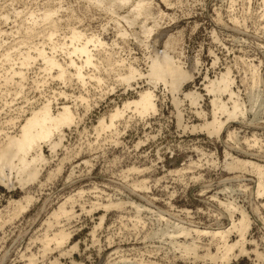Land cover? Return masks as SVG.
Listing matches in <instances>:
<instances>
[{
  "label": "rangeland",
  "instance_id": "1",
  "mask_svg": "<svg viewBox=\"0 0 264 264\" xmlns=\"http://www.w3.org/2000/svg\"><path fill=\"white\" fill-rule=\"evenodd\" d=\"M145 1L150 3L152 17L157 15L158 26L143 42L137 35L139 20L131 25L119 20L128 33L122 39L114 31L115 15L95 10L87 0H0V72L9 69L3 61L5 53L46 43L49 31L55 33L56 43L69 44L66 37L71 28L77 27L88 38L98 34L106 44L96 54L97 74L104 80L101 88L93 81L87 90L67 80H48L45 85L47 96H53L52 90L66 93L68 97L59 99V103L72 105L83 95L91 106L87 112L79 107L80 121L64 129L61 145L54 153L43 145L41 151L48 161L36 181L22 187L13 177L9 178L11 182L8 179L9 184L0 182V264H27L31 258L33 264H219L183 260L180 249L170 242V232L174 225L228 227L229 215L220 203L232 200L250 220L245 244L249 252L227 264H253L257 254L264 264V200L255 192L257 176L250 168L227 170L224 165L236 157L264 165L261 0ZM56 7L60 11L55 14V25L40 21L27 38L23 27L28 25L29 13ZM121 9L120 15H125L126 8ZM14 10L22 14L15 16ZM5 14L10 16L7 21L2 18ZM146 23L151 25L152 18ZM169 38L174 39L166 46ZM45 51L49 53L50 49L46 47ZM164 51L187 74L176 91L163 82L154 86L145 78L151 58ZM108 53L112 61L124 58L133 62L143 76L129 83L117 81V66L106 61ZM12 58L21 60L19 55ZM54 58L66 64L63 53L54 54ZM110 67L114 70L109 71ZM42 68L41 60L36 59L23 69L26 75L18 93L20 78L7 85L5 81L11 75L0 78V133L6 130L4 121L15 108H28L35 101L33 105H37L41 91L34 81L47 78ZM226 71L232 81L233 100L241 102L245 115L244 110L232 120L225 119L226 114L219 115L225 127L219 135H212L203 125L212 121L214 105L223 103L229 108L232 103L228 93L220 92L222 84H217L214 91L207 86ZM66 75L70 77L71 72ZM146 89L153 92L154 113L140 118L126 111L116 121V134L102 132L100 118H108L115 108L136 100ZM227 133H232L231 141ZM136 182L145 188L132 187ZM17 202L26 208L14 216ZM61 204L67 213L56 227L48 228L47 221L54 222L51 214ZM234 216L238 218L239 214ZM59 226L69 233L67 242L60 249H54L51 243V249L41 254L40 239L44 234L51 237ZM234 234L230 235L232 241L237 239ZM178 239L184 240L181 236ZM199 242L202 247L198 251L204 254L209 238L202 237ZM211 247L214 253L215 247Z\"/></svg>",
  "mask_w": 264,
  "mask_h": 264
},
{
  "label": "bare ground",
  "instance_id": "2",
  "mask_svg": "<svg viewBox=\"0 0 264 264\" xmlns=\"http://www.w3.org/2000/svg\"><path fill=\"white\" fill-rule=\"evenodd\" d=\"M130 1L131 0H87V3L90 7L98 10L99 12L115 15L116 26L114 27V31L116 35L122 39H125L128 36V33L120 26L119 20L124 21L128 25H131L136 20H139L140 31L137 33V35L140 34L144 39L143 42H145L146 38L158 26L156 20L158 17L157 15L154 18L152 17L153 13L151 12L150 3L148 1ZM164 1L166 2V0ZM260 5L262 7L261 17L264 18V0L260 1ZM124 7L126 8V13L125 15H120L119 9ZM59 11L60 7L43 9L41 12H37L36 14L34 11H31L29 13V18L26 19L28 21V25L23 27L27 38H31L30 36L33 31L39 27L38 24L40 21L42 23L48 22L52 23V25H55L54 17ZM14 13L15 16H20L22 14L21 11L19 12L17 10H14ZM160 14L161 13H159V15ZM2 18L7 21L9 20L10 16L5 14ZM151 18L152 23L151 25H148L146 21ZM48 34L49 38L46 43L42 42L40 44H29L24 49H22V51L17 50L13 51V53L7 52L4 54L3 61L9 65V69L5 70L4 72H0V78L4 79L5 77L11 75V77L5 81V85L13 82L14 78L16 77L20 78L21 81L17 82L16 84L18 85L19 89V91L16 90L17 93L22 91V80L26 75V72H24L23 69H28L31 63L36 59L41 60L43 66L42 71L45 72L47 78L41 82L36 80L34 81L36 87L40 88L39 91H41V96L39 97L37 105H33L36 103L35 101L32 102L28 108L21 106L17 107L15 108L14 114L9 116V119L4 121L6 130L1 131L0 133L2 136L0 141V182L2 183L9 184L8 179L10 177H13L21 187L29 182L32 183L33 181H36L42 165L48 161L41 151L43 145L47 146L51 153H54L55 149L61 145V141L65 134L64 129L70 128L71 126H76L80 121L79 107H82L85 112L90 109V101L83 95H79L77 98H75L72 102V105H67L65 102L59 103V99L68 97L64 91H59L56 93L52 90L53 96H47L44 90L48 80H59L64 83L67 80V82H74L80 89L83 90H87V87L91 81L94 82V85L97 88H101L104 83L101 75L97 74V61L99 60V56L96 54H98L99 48L104 49L106 44L101 40L98 34H93L91 38H88V36L82 33L77 27H73L68 33V36H65L70 42L69 44L65 43V41L63 43L54 42L53 37L55 33L53 31H49ZM173 39L169 38L166 42V46H170ZM143 44L146 45L145 43ZM46 47L50 49L49 53L45 51ZM58 52L63 53L65 56V65H62L54 58V54ZM17 55L21 57L19 62H15V59L12 58V56ZM106 61H110V66L113 64L115 67L117 66L116 69L118 72L115 74V76L119 82L129 83L130 80L134 79L136 76H143V74L133 62L127 61L124 58L114 59V61H112V54L108 53L106 55ZM90 69H92V73H89ZM108 70L111 71L114 70V68L110 67ZM67 71L71 72L70 77H67ZM120 71H123V73ZM254 72L256 71L254 70ZM256 76L254 75V78ZM186 77L187 74L184 70H182L181 64L177 62V60H173L172 57H169L164 51L160 55H154L151 58L150 64L148 65L147 76L145 78H147L149 83H152L154 86L158 82H163L165 85L169 86L171 91H176L180 87L181 82L186 79ZM255 79H253L254 81L252 80V82L258 81ZM252 82L251 86H253ZM217 84H222L220 92H226L229 94V100H231L232 105L229 108L223 103H220L218 106L214 105L212 121L203 125V128L206 130V132H209L212 135H219L221 130H223L225 127L226 122H224L225 120L222 121L219 118V115L221 117V114H226L225 119L227 118V120L237 118V115L243 113V110L244 114L242 115H245V109L242 110L240 104L241 102L239 103L238 100H233L234 94L230 89L232 81L229 78V71H226L224 74H222L217 82L211 81L207 86L208 90L214 91L217 88ZM55 94H58L59 98H55ZM70 98L73 97L70 96ZM154 101V95L150 89L140 91L136 100L126 103L121 109L115 108L109 114L108 118L99 119V125L101 126L102 132L108 131L110 133L116 134V121L122 118L126 111H132L140 116V118H144L150 113H154L156 111ZM191 102L193 103L192 98ZM57 105L59 107H56ZM243 105L244 104H242V106ZM242 117L244 118V116ZM227 134V138H229L231 137L232 133ZM236 143L237 142H235V144ZM228 154L229 152L227 155ZM243 160L236 157V159L234 158L228 163H226L228 161L227 160L225 162L226 164L224 163V165L228 167L227 170L239 168V170L242 169L243 171H246V168H250V170L257 176V184L255 189L256 195L264 200V165H261L262 163L258 164L259 162L255 163L250 160ZM6 171H8V175L5 173ZM131 184L132 187H139L141 189L145 188L143 183L136 182ZM232 201L228 203H222L221 201L220 203L222 204V207H224V209H226L228 212L227 215H229L230 220L228 227L197 228L195 226L185 227L181 225H174L173 227L175 229L172 228V232L168 231L171 234L170 242L173 246L177 247L176 249H180L179 251L182 253L183 260L185 258V260L193 258V260L202 259L209 260L210 262L214 263L227 264L230 260L236 259L238 256L245 254L247 255L249 251L246 249L245 244L248 242L246 239V234L250 227V220L243 208L241 209L234 203V201ZM29 202L30 198H27L26 203L28 204ZM262 205L264 206V202ZM16 206L17 207L14 216L18 215L26 208V205H22L20 202H17ZM236 212L239 214L238 218H235L234 216V213ZM66 213L67 210L65 209L64 205L61 204L59 208L51 214L54 222H50L48 220L46 223L47 227L53 228L55 225L57 226L60 222V218ZM52 233L53 234L51 237H49L48 234H44L43 238L40 239V244L42 247L41 254H45L51 249V243L55 246L54 249H60L68 240L69 233H67L60 226L59 228L54 229ZM233 233H235L237 236L235 241L230 239V235ZM180 236L183 237L184 240L178 239ZM202 237L209 238V243L205 245L204 248V254H200V250L198 251V249L202 247V245H199V241ZM189 238L190 241L188 240ZM211 246L215 247L214 253H211L210 251ZM62 252H65V250ZM180 256L181 254L177 257L180 259ZM261 257L262 256L260 254H257L258 260L253 262V264H261L259 261ZM33 262L34 261L31 258L27 264H33ZM173 264L189 263L184 261L183 263L175 262Z\"/></svg>",
  "mask_w": 264,
  "mask_h": 264
}]
</instances>
